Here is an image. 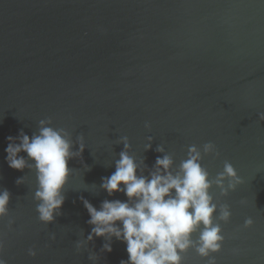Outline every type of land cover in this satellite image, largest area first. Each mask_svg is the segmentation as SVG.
<instances>
[{
    "label": "water",
    "instance_id": "obj_1",
    "mask_svg": "<svg viewBox=\"0 0 264 264\" xmlns=\"http://www.w3.org/2000/svg\"><path fill=\"white\" fill-rule=\"evenodd\" d=\"M264 0H0V188L11 192L14 231L6 229L3 255L9 264H92L75 241L91 225L80 197L99 208L108 196L101 178L115 171L114 159L128 136L131 151L151 167L163 144L175 164L188 146L213 141L219 157L204 156L212 177L230 161L243 183L227 196L210 189L231 208L221 221L225 236L217 264H264ZM51 117L73 139L83 134L80 171L65 186L62 215L38 220L34 172L10 168L8 135L29 136ZM151 129L145 128V122ZM152 149L144 152L146 137ZM26 156V153H20ZM147 175V172H145ZM26 176L25 183L16 179ZM245 203H241V201ZM251 217L253 225L245 228ZM55 233L56 239H49ZM104 240L88 247L99 252ZM37 255L27 253L29 247ZM113 251L97 264L127 259L126 245L113 238ZM234 249H239L234 252ZM183 264H205L189 249Z\"/></svg>",
    "mask_w": 264,
    "mask_h": 264
},
{
    "label": "clouds",
    "instance_id": "obj_2",
    "mask_svg": "<svg viewBox=\"0 0 264 264\" xmlns=\"http://www.w3.org/2000/svg\"><path fill=\"white\" fill-rule=\"evenodd\" d=\"M257 115L264 121V112ZM144 126L151 129L150 122L146 121ZM6 140L4 151L8 166L20 171L28 168L35 174L32 198L36 201L38 220L44 224L54 222L63 214L65 186L80 171L69 167V161L79 158L84 169L89 168L82 155L87 147L84 135L81 133L73 139L69 130L54 127L52 118L47 117L38 121L37 130L31 136L20 129L18 135H8ZM146 140L144 152L152 149L154 137L148 135ZM117 143H122L123 149L119 158L114 159L115 171L102 177L99 187L108 196L120 192L127 199H104L97 208L80 197L89 214L86 223L92 227L86 237L82 231V238L75 241L76 251H87L88 259L97 264L102 254L113 251L115 238L126 245L128 253L127 259H121L119 264H183L182 254L189 249L204 258L205 264H217L213 254L221 251L225 240L220 222H228L232 213L230 205L217 202L210 189L216 186L221 196H227L243 183L234 165L225 160L223 170L211 176L202 161L207 155L220 156L213 141L205 142L202 147L189 145L186 158L178 165L173 154L159 144L154 151L163 155H158L151 167L145 163L146 157L131 151L128 136H120ZM22 152L26 156L20 155ZM25 180L26 176H21L15 183L19 185ZM11 195L7 188H0V219L8 217L5 226L8 231H14L16 222L10 215ZM253 223L247 217L243 226L248 228ZM4 235L0 231V264H9L3 255ZM96 237L104 240L99 252L88 247ZM49 239L54 241L56 234L50 233ZM27 253L35 257L37 249L29 247Z\"/></svg>",
    "mask_w": 264,
    "mask_h": 264
}]
</instances>
